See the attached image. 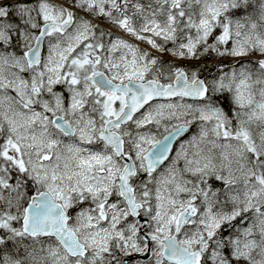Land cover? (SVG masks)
<instances>
[{"label": "snow or ice", "instance_id": "1", "mask_svg": "<svg viewBox=\"0 0 264 264\" xmlns=\"http://www.w3.org/2000/svg\"><path fill=\"white\" fill-rule=\"evenodd\" d=\"M0 264H264V0H0Z\"/></svg>", "mask_w": 264, "mask_h": 264}]
</instances>
